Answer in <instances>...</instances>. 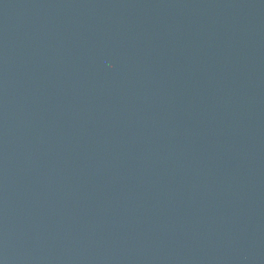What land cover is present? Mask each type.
<instances>
[{
  "label": "water",
  "instance_id": "1",
  "mask_svg": "<svg viewBox=\"0 0 264 264\" xmlns=\"http://www.w3.org/2000/svg\"><path fill=\"white\" fill-rule=\"evenodd\" d=\"M0 264H264V0H0Z\"/></svg>",
  "mask_w": 264,
  "mask_h": 264
}]
</instances>
